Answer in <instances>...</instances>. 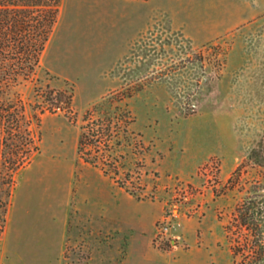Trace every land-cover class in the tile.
<instances>
[{
    "label": "rangeland",
    "instance_id": "374dc122",
    "mask_svg": "<svg viewBox=\"0 0 264 264\" xmlns=\"http://www.w3.org/2000/svg\"><path fill=\"white\" fill-rule=\"evenodd\" d=\"M208 1L199 6L197 25L224 21L229 31L196 44L167 18L105 78L78 66L110 60L119 48H82V56L76 50L65 61H74L78 78L68 79L48 68L49 43L42 67L18 86L38 149L14 174L10 197L0 190L8 201L0 264H82V247L91 241L82 237V191L93 206L100 185L90 172L82 174L86 166L150 203L165 204L172 183L161 198L156 185L163 173L182 174L207 188L202 212L187 219L197 224V245L214 248L212 264H264V254L256 253L264 245V0ZM47 85L70 102H44ZM88 122L109 125L115 136L107 147L86 145L81 157L78 142ZM149 185L155 188L145 193ZM246 209L250 225L239 217Z\"/></svg>",
    "mask_w": 264,
    "mask_h": 264
},
{
    "label": "crops",
    "instance_id": "0c3cea01",
    "mask_svg": "<svg viewBox=\"0 0 264 264\" xmlns=\"http://www.w3.org/2000/svg\"><path fill=\"white\" fill-rule=\"evenodd\" d=\"M203 1L61 0L59 18L47 45L51 43L48 68L68 79L78 78L73 75L78 67L81 72L95 68L100 70L97 77L105 78L135 47L149 42L152 32L167 18L172 29L196 44L229 31L231 26L224 21L216 26L207 19L201 26L197 25L199 6L210 5L208 0ZM204 12L208 13V8ZM90 47L101 51L116 47L121 52L110 60L101 57L96 63L82 61L78 67L73 65L74 61L69 64L65 61L75 58L76 50L82 56V48ZM87 172L100 185L93 206L82 191V237L91 240L86 241L89 245L82 247V254L86 255L82 264H212L215 261L213 247L197 245V224L192 219L186 218L182 228V241H186L189 248L167 251L156 248L153 245L155 224L164 214V201L136 200L97 168L86 166L82 174ZM177 176L188 180L179 173L170 176L163 173L159 177L156 189L161 198L166 195L163 188L173 183L171 178ZM152 188L155 185L145 188V193ZM121 240L126 242V247L119 246Z\"/></svg>",
    "mask_w": 264,
    "mask_h": 264
},
{
    "label": "trees",
    "instance_id": "16d2710c",
    "mask_svg": "<svg viewBox=\"0 0 264 264\" xmlns=\"http://www.w3.org/2000/svg\"><path fill=\"white\" fill-rule=\"evenodd\" d=\"M60 4L61 0H0V190L8 198L15 183L14 174L30 162L33 152L38 149L18 86L31 80L42 67L41 56L53 33ZM41 95L47 103L55 99L56 107L71 100L63 90H55L49 85ZM41 107L43 113L45 108ZM36 119L40 126L41 118L36 116ZM81 128L78 142L81 157L86 145L99 149L103 143L107 147L115 136L109 125L104 127L88 122ZM88 159L98 164V156L92 155ZM7 204V200L0 199V218L3 220ZM248 210H240L242 225H250L253 221ZM256 251L263 256L264 245L260 243Z\"/></svg>",
    "mask_w": 264,
    "mask_h": 264
},
{
    "label": "built area",
    "instance_id": "2783aa9c",
    "mask_svg": "<svg viewBox=\"0 0 264 264\" xmlns=\"http://www.w3.org/2000/svg\"><path fill=\"white\" fill-rule=\"evenodd\" d=\"M168 187L165 210L155 224L153 244L160 250L177 249L183 240L184 220L199 214L207 204V188L190 181L172 177Z\"/></svg>",
    "mask_w": 264,
    "mask_h": 264
}]
</instances>
